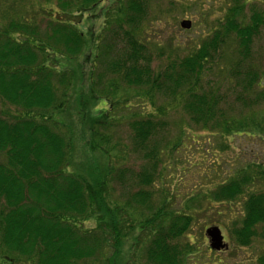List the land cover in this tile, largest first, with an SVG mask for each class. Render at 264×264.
I'll return each mask as SVG.
<instances>
[{
  "label": "trees",
  "instance_id": "1",
  "mask_svg": "<svg viewBox=\"0 0 264 264\" xmlns=\"http://www.w3.org/2000/svg\"><path fill=\"white\" fill-rule=\"evenodd\" d=\"M150 2L0 0V264H130L138 249L144 264H186L196 255L189 239L194 217L153 210L152 188L168 142L166 115L176 101L207 132L264 136L258 109L264 82L254 51L264 37V11L234 0L202 47L156 72L141 37ZM100 11L101 29L86 33ZM232 37L236 51L223 76L218 63ZM81 59L85 74L75 67ZM214 67L220 75L205 88ZM132 93L141 103H169L131 112L125 122L118 115L134 107L122 96ZM123 123L139 169L119 162L113 139ZM263 181L264 166L248 164L204 200L190 202L244 198L229 235L247 248L264 243V190L255 187ZM257 264H264V251Z\"/></svg>",
  "mask_w": 264,
  "mask_h": 264
},
{
  "label": "rangeland",
  "instance_id": "2",
  "mask_svg": "<svg viewBox=\"0 0 264 264\" xmlns=\"http://www.w3.org/2000/svg\"><path fill=\"white\" fill-rule=\"evenodd\" d=\"M249 2L250 5L264 11V0H249ZM150 7V17L141 28L142 34L141 32L140 34L153 53L152 67L157 72L163 70L177 56L186 57L202 47L201 45L211 38L214 31L218 30L220 24L224 23L230 9L234 7V0H151ZM245 14L251 15L249 7L246 8ZM245 14L243 13L244 16ZM101 18L100 11L84 31L88 34L97 33L102 26ZM183 21L191 22V29L181 28ZM235 49L236 44L232 37L224 45V52H221L223 59L218 63L219 67H223L221 69L223 72L219 70V67L217 69L214 67L210 74L207 72L208 77L204 80L205 88L210 86L209 79L213 76L215 80L217 75V77L220 74L226 76L224 70L232 64ZM254 51L264 82V37L262 35L255 40ZM85 63V59L76 63L75 67L80 73L85 74L81 68ZM88 69L89 67L84 68L85 71ZM217 71L221 73L218 74ZM227 87V83H224V89ZM133 96H135L133 93L122 96V98L130 99L129 107H134L118 115L122 121L123 119L125 122L131 120V112L137 114L145 110L151 113L155 108L154 105L167 106L169 103V100L166 102L160 98L141 103L138 98H132ZM171 104L172 110L166 115L169 125L165 136L168 142L159 176L152 188L153 210L165 207L168 209L167 212L170 210L180 214L189 213L194 217L189 239L195 244L197 252L193 257L192 255L189 257L186 264H257L258 258L264 251L263 241L259 239L250 247L241 248L233 243L229 235L232 222L242 217L244 198L230 204L209 205L208 202L202 201L199 204L201 209L195 205V202L190 201L194 198L204 200L209 190L229 181L248 164L260 163L264 166V136L256 135L252 138L238 134L225 137L207 132L194 126L176 101ZM258 109L264 112V103ZM11 111L13 112V109ZM130 137L129 128L123 123L116 130L113 139L115 144H119V147L117 146L120 152L119 162L139 169L142 162L130 152ZM255 187L264 190V181L256 184ZM152 212L149 211L150 215ZM93 226L94 224L91 223L86 224L89 228ZM211 227L220 228L228 245L227 251L217 252L210 249L206 230ZM186 241L188 240H183V242ZM131 254L129 255L132 261L130 264H144L139 249L136 251L138 256Z\"/></svg>",
  "mask_w": 264,
  "mask_h": 264
},
{
  "label": "water",
  "instance_id": "3",
  "mask_svg": "<svg viewBox=\"0 0 264 264\" xmlns=\"http://www.w3.org/2000/svg\"><path fill=\"white\" fill-rule=\"evenodd\" d=\"M192 24L189 21H183L181 28L189 30ZM206 237L208 238L210 248L214 251H223L228 249V245L224 242L222 231L218 227H211L206 230Z\"/></svg>",
  "mask_w": 264,
  "mask_h": 264
}]
</instances>
